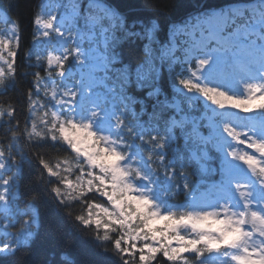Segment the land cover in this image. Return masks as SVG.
<instances>
[{
	"label": "snow or ice",
	"instance_id": "obj_1",
	"mask_svg": "<svg viewBox=\"0 0 264 264\" xmlns=\"http://www.w3.org/2000/svg\"><path fill=\"white\" fill-rule=\"evenodd\" d=\"M14 8L12 3L7 8L0 5V11L5 13ZM73 10L84 20L83 28L75 24L66 27L52 14L47 19L35 18L37 31L45 41L52 33L59 37L61 54L49 52L46 62L38 54L35 65L29 64L41 67L46 63V76L32 73L35 93L28 92L32 126L22 132L9 127L13 135L7 148L0 147V170L18 169L29 159L20 144L21 137L29 148H42L51 141V147L66 151L68 155L55 163L40 151L32 154L39 168L38 182L58 207H69L72 201L84 204V214L76 215L75 221L84 228H94L99 245L110 244L120 264H137V257L138 264H158L159 256L168 264H192L186 253L194 254L195 264H209L206 254L214 255L215 264H264V0L205 12L196 17L195 24L183 26L188 40L180 46L170 41L161 47L159 56L153 48L157 26L148 18L129 20L104 7L100 0H87L84 6L74 3ZM6 23L10 28L0 32L2 91L15 87L19 50L18 21ZM97 29L103 51L96 46ZM117 31L127 38L130 47L133 40H147L143 44L144 60L134 70L123 61ZM176 34L173 29L172 36ZM85 40L92 45L87 50L82 47ZM31 56L29 52L25 59L31 61ZM158 60L167 61L169 74L178 78L171 100L159 99ZM74 66L88 69V84L83 73L81 79L73 80ZM232 67L243 75L237 78L226 74L224 70ZM53 70L59 77L58 84ZM133 84L140 91L147 88V98H156L149 127L139 121L125 122L135 102L128 95ZM98 87L104 93L96 91ZM41 91L50 98L47 103L33 98ZM201 97L210 105L196 112L192 101ZM116 100L123 105L118 112L102 106L112 102L114 107ZM165 108L177 109L180 118L166 117ZM229 109L256 112L259 123L250 120L238 125L231 119ZM145 111L142 103L141 114ZM37 112L42 113L38 118ZM14 113V107L0 108V120L5 116L14 118ZM153 121L157 128L163 121V135L158 130L151 134ZM175 129H180L185 142L193 145L191 158L201 169L206 170L210 146L220 153V180L214 186L217 194L213 199L205 201L191 195L184 205L169 202L181 187L173 184L176 159L168 158ZM239 145L246 147L241 149ZM12 182V177L0 174V212L9 226L10 216L20 214L19 209L10 213L12 201L8 193ZM183 189L192 191L187 182ZM101 197L106 204L97 202ZM28 207L32 215L26 223L37 224L35 198ZM31 236V231L25 229L14 243H4L0 257L14 254L17 246Z\"/></svg>",
	"mask_w": 264,
	"mask_h": 264
},
{
	"label": "trees",
	"instance_id": "obj_2",
	"mask_svg": "<svg viewBox=\"0 0 264 264\" xmlns=\"http://www.w3.org/2000/svg\"><path fill=\"white\" fill-rule=\"evenodd\" d=\"M42 1L0 0V5L3 8H7L9 3L15 5V8L6 14L10 20L18 21L19 35L15 87L7 91L0 90V108H15L14 118L10 119L5 116L0 121V147L7 148L12 138L13 133L8 130L10 126L17 128L18 132H22L25 127L30 129L32 126L28 107V92L31 90L35 93L33 86L35 76L32 73L39 72L41 77L46 76L44 64L41 67L29 66V64L35 65L36 63L34 54L38 31L35 18L40 14ZM100 2L129 20L136 17L148 18L150 24H156V43L153 44V48L156 50V55L159 56L161 47L169 43L172 30L176 26L184 25L189 19L205 12L237 3H251L254 0H100ZM86 3L87 0H81V6ZM116 35L119 37L118 48L123 53L124 63L130 64L131 69L134 70L144 60L143 44L147 43V40H133L130 47L129 41L120 31H117ZM29 52L32 54L31 61L25 59ZM157 65L161 68L157 80V86L161 89L159 99L163 101L167 97L170 100L173 96L172 86L175 83V78L166 70L164 63L157 61ZM147 91V88L143 91L137 90L135 84L128 88V95L133 97L135 102L131 104L132 110L127 112L124 117L126 123L136 124L139 121V123L149 124V116L153 110V104L156 103V98H147L145 95ZM35 97L36 94L33 98ZM142 103L146 108L143 114H141ZM114 104L115 111L122 107L119 100H116ZM163 112L166 117L174 114L170 108L163 109ZM151 126L155 131L163 132V121H160L159 128L156 127L154 121ZM174 136L175 140L168 149V158L175 157L176 159V176L173 184L181 187L169 202L173 205H183L191 195L198 191L206 192L213 197L216 196L214 186L220 180L218 171L220 155L217 150L210 146L209 159L206 170H204L191 158L190 150L193 145L185 142L180 129L174 130ZM147 139L148 135L146 134L145 140ZM20 144L29 153V159L23 162L18 174L15 175L14 188L17 197L12 206V212L14 214L19 209L20 214H14L9 229L12 234H17L25 228L26 221L32 215V210L28 205L34 198L37 203L38 223L33 226V235L27 244L18 247L14 254H5L0 257V264H51L52 261H55L56 264H120L118 257L113 254L110 244L104 247L99 245L95 239L94 228H84L83 225L75 221L76 215L84 214L86 206L80 201H72L69 207H58L52 195L38 182L39 168L35 159L32 158L33 153L40 151L45 154L46 159H51L53 163L57 159L64 158L68 153L62 148L51 147V141H48L42 148H29L24 143V138L21 137ZM147 147L145 145V148ZM144 156H148L147 151L144 152ZM246 171L247 169L245 173ZM184 177H186V181ZM185 182L192 189L191 193L183 189ZM97 202L104 203V200L97 198ZM158 264H168V262L163 256H159Z\"/></svg>",
	"mask_w": 264,
	"mask_h": 264
},
{
	"label": "rangeland",
	"instance_id": "obj_3",
	"mask_svg": "<svg viewBox=\"0 0 264 264\" xmlns=\"http://www.w3.org/2000/svg\"><path fill=\"white\" fill-rule=\"evenodd\" d=\"M77 2L81 5V0H43L42 4H41V9H40L39 16H42L44 19H47L48 18V14L56 15L58 17V21L59 20H63V22H64L66 27L69 26V25L75 24V25L83 28L84 20L81 19L78 16H75L73 14L74 13L73 5H74V3H77ZM103 6L106 7L105 5H103ZM202 15L203 14L197 15L194 18L190 19L188 22H191V23L195 24L196 23V17L202 16ZM7 20H10L9 17L7 16V14L4 13L3 11H0V32H5L6 33L7 30L10 28L11 25L6 23ZM183 26L184 25H179V26H176L174 28V29L177 30V34L174 37L172 36V33H171L170 41L174 40V42L178 46H180L183 41H186V40L189 39V37L187 35H185L184 31L182 30ZM37 29H38V25H37ZM72 32L75 33V28L72 29ZM197 35H199V34L197 33ZM58 40H59V37H57L55 33H52V36H51V38L48 41H45V39L42 36H40L39 33H38V40H37L36 45H35V54H34L35 58L37 59V55L39 54V55H41L42 60L46 62V59L48 57L49 52H51L53 55H60L61 54V49H60V46L58 44ZM101 40H102V38L99 35V30L97 29L96 46L99 48L100 51H103V45L101 43ZM91 46L92 45H90L87 40H85L83 45H82V47L84 49H86V50L89 49ZM67 47L70 48V47H72V45L68 44ZM176 55L177 56L181 55V52L179 51V49L177 50ZM68 63H71V59L69 60ZM87 63H91V61H88ZM163 63L165 64L164 66H165L166 70L168 71V62L164 61ZM43 64H44L45 67H47L46 63H43ZM194 65H195V61H193V67H194ZM73 71L76 73V75L73 78L74 81L78 80V79H81L82 78V73H83V80H84L85 84H88L90 82L89 78H88V75H87V73H88V69L87 68L80 69V68H77V67L74 66L73 67ZM176 71H179V67L178 66L176 68ZM224 71H225L226 74H228L230 76H235L237 78L239 76L243 75L235 67H232L230 69H225ZM52 75H53V79L58 84L59 83V77H57L55 75V70H53ZM96 75L97 76H102L103 73H96ZM221 78H224V77L222 76ZM108 83H109V81H108ZM176 85H178V78H175V83H174V85L172 87L173 96L176 93ZM239 90L242 91V88L239 89ZM96 91H98L100 93H104L105 90L102 87H98L96 89ZM34 99H39L41 102L47 103L50 98H46L44 96L43 91H41L39 93H36V97ZM111 103L112 102H109V104H102V106L108 108L109 111H115V108L111 106ZM209 105H210V101H205L202 97L199 98L198 100L194 99L192 101V106L196 110V112H203V111L207 110ZM122 107H123V105H122ZM122 107H120L118 109L120 110ZM182 107H186V104L182 105ZM212 107H215V106H212ZM170 109L173 111V113H174L173 115H175L176 118L179 119L180 115H181L179 113V111L177 109H175V108H170ZM229 112L231 113V119L238 125L249 123L250 120L255 121L256 123H259V119L260 118L257 116L256 112L245 113V112H242V111H240L238 109H229ZM35 115L38 118L40 115H42V113L41 112H37ZM31 119H33V118L31 117ZM112 122L114 123L115 121L113 120ZM140 124H142V125H144L146 127H149V124L148 125L147 124H143V123H140ZM150 131L153 134L156 133V131L154 130V128L152 126H150ZM160 133H161V135H163V132H160ZM205 134H207V133H205ZM173 137H174L173 138V142H174V140H175L174 133H173ZM245 147H246L245 145H239V148H241V149H244ZM247 151L249 153H251L252 149H247ZM190 155H191V151H190ZM219 155H220V153H219ZM155 159H156V157H155ZM194 161H196V160H194ZM236 163L239 164V163H242V162L237 161ZM245 170H246V166H244V172H245ZM18 172H19V168L18 169L14 168V169H12L11 171H8V172H3L2 170H0V174L4 175L5 178H9V177L13 178V182L9 186L10 187V191L8 193V195H9L11 201H12V206L14 205V201H15V199L17 197L16 190L14 188V181H15V175H17ZM0 190H3V189H0ZM194 195L198 199L205 200V201L206 200H211V199L214 198L212 195H210V194H208L206 192H202V191H198ZM102 199L104 200V198H102ZM189 200L186 203H188ZM104 203L106 204L105 200H104ZM12 206H11V209H10V213H13L12 212ZM13 217H14V215L10 216L11 220L13 219ZM34 225H36V224L28 225L26 223L25 224V228L20 230L17 234H12L10 229H9L8 220H6L4 218L3 212H0V247H2L4 243H10V244L14 243L16 241L17 236H23V233H24L25 229L31 231V233L33 235V226ZM27 242L25 244H27ZM25 244L18 245L17 248L20 247V246H23ZM185 255H187L189 257V259L192 262V264H195L194 254L186 253ZM206 255H208V257H209V264H215L214 255L213 254H206Z\"/></svg>",
	"mask_w": 264,
	"mask_h": 264
}]
</instances>
